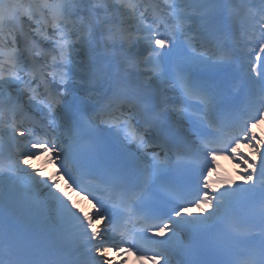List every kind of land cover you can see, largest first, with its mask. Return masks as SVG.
<instances>
[{
  "label": "snow or ice",
  "instance_id": "obj_1",
  "mask_svg": "<svg viewBox=\"0 0 264 264\" xmlns=\"http://www.w3.org/2000/svg\"><path fill=\"white\" fill-rule=\"evenodd\" d=\"M261 126L264 0H0V264H264Z\"/></svg>",
  "mask_w": 264,
  "mask_h": 264
},
{
  "label": "bare ground",
  "instance_id": "obj_2",
  "mask_svg": "<svg viewBox=\"0 0 264 264\" xmlns=\"http://www.w3.org/2000/svg\"><path fill=\"white\" fill-rule=\"evenodd\" d=\"M260 130L264 131V126H261ZM244 151H247V149L245 148ZM34 163L37 164V167H44L47 164V159L43 158V159L39 160L38 162H34ZM53 167L54 166H48L45 169V174L46 175L51 174L54 179H58L59 177L53 171ZM240 167H242V166L238 165L237 163H231L230 162V166L225 168V171H227L229 173V175H231L235 180H237L239 182L240 181V177L237 175V173L239 172ZM60 184L62 186V190L67 189L68 192H69V195L72 196L73 200H75L78 203L79 206H81L82 208H86L88 210H91L92 205H90L89 207L81 205V202H84L83 197H78L75 192H72L70 189H68L67 188V184H65L64 180H60ZM191 212H192L193 215L200 214L199 213V209H197V208H192ZM137 255H129L127 257H119V258H115L114 256H112V258L116 259V264H121V259H127L128 264H151V262L147 261V260L141 262L137 258ZM161 264H163V262H161Z\"/></svg>",
  "mask_w": 264,
  "mask_h": 264
}]
</instances>
